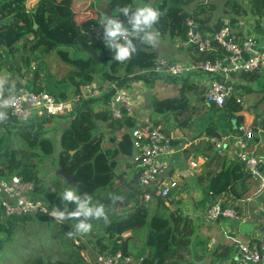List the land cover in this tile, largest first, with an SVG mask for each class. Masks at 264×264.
Listing matches in <instances>:
<instances>
[{
	"label": "trees",
	"instance_id": "16d2710c",
	"mask_svg": "<svg viewBox=\"0 0 264 264\" xmlns=\"http://www.w3.org/2000/svg\"><path fill=\"white\" fill-rule=\"evenodd\" d=\"M134 1L106 0L109 15L117 14L121 20L125 19L118 12L125 7L131 10ZM147 1L161 12L160 19L154 26L160 39L185 41L187 18L196 22L200 30L210 28V32H214L220 28L219 20L213 26L205 27L209 17L205 19L199 16L203 12L213 11L215 7L212 4L201 6L203 4L195 3L196 13L189 14L184 7L195 0H143ZM6 4L14 5L19 11L7 14L4 11ZM24 7V0H0V105L3 100L10 98L6 89L14 75L25 76L26 89L32 92L46 91L58 99L74 95L78 93L80 86L93 82L98 84V91L103 92L91 101L80 100L72 113L56 117L66 120L68 124L57 138V150H54V143L43 136L41 128V124L52 117H33L22 123L14 122L8 117L0 125V176L16 174L23 181L33 183L34 194L40 196L50 211L54 207L65 208L60 195L68 186H75V190L80 193H88L93 204L103 205L104 215L89 218L91 228L83 233L93 238L92 241L101 255L119 251L124 256H145L142 264H198L205 260L208 256L204 248L205 242L194 240L196 226L187 215L177 209L170 210L169 205L166 206L159 200L152 201L151 204L155 208L149 210L141 200L136 174L131 181H126L122 172L117 173L118 156L132 154L128 132L136 125L134 117L114 120L108 112L99 107L107 102L113 92V89H104H108L111 83L131 94L129 85L138 81L154 80L150 73L142 71L152 68L157 59V52L151 44L140 42L139 49L130 58L116 61L112 59V51L106 47V40L102 39V27L97 22L87 21L76 25L70 0H40L31 11ZM249 8L253 15L264 19V0H251ZM222 12L228 16L247 13L235 0H226ZM19 23L27 28L26 32L17 30ZM12 30H15L14 33H10ZM27 33H33L31 40L24 37ZM40 41H44L45 45L37 43ZM62 46L74 47L80 51L93 50L97 59L89 57V66L83 70L59 60L68 70L57 80L50 72L52 63L56 61L52 59L51 50ZM196 55L193 59L203 58L202 55ZM244 78L253 81L257 75L249 73L245 74ZM170 79L179 83L177 96L152 103L153 114L166 116L167 128L161 130L165 134H168L172 122L181 124L182 120L178 121L181 117L191 119V107L185 92L195 89L185 78ZM234 87L236 88V85ZM199 90L202 97L203 89ZM263 101L264 97H261L258 103L254 104L256 108L260 107L261 119H264V104L261 105ZM238 110L239 107L230 98L223 106L224 118L231 121L232 114ZM186 115L187 117H184ZM213 127L210 124L205 128V137L212 136ZM212 145L208 143L205 148L210 159L215 158L214 154H209ZM54 154L55 162L52 161ZM45 162L48 163L49 172L61 169L73 177L74 184H67L60 176L55 179H52V176L45 182L44 178L39 176L42 173L41 168L46 166ZM248 179L242 164L225 157L221 169L209 174L205 185L200 189L201 201L210 199L212 202L221 193L233 191L236 183L241 186ZM176 194L170 195V204H180V201H175ZM72 207L75 206L69 203L67 210L71 211ZM77 219L72 217L57 221L45 215L35 218L0 215V264H51L38 257V252L32 248L31 239L38 235V232L30 234L25 230L30 221L40 222L42 226L38 228L50 221L55 225L57 231L52 236V241L61 252L63 264H97V255H89L84 242L83 246H76L74 243L76 238L78 239V231L75 229ZM157 227L163 229L161 234H156ZM23 235L27 247L17 245L16 240ZM139 237L143 242L138 248V254L134 256L130 253L133 251V245L137 247L135 238ZM11 247L13 251L9 252ZM82 247L86 250V257L80 255L79 249ZM210 256V264H238L232 249H222L213 255L214 257Z\"/></svg>",
	"mask_w": 264,
	"mask_h": 264
},
{
	"label": "crops",
	"instance_id": "0c3cea01",
	"mask_svg": "<svg viewBox=\"0 0 264 264\" xmlns=\"http://www.w3.org/2000/svg\"><path fill=\"white\" fill-rule=\"evenodd\" d=\"M38 1L40 0H30L24 8L27 10L31 6L34 7ZM70 1L71 10L74 15L73 19L76 25H81L87 21L99 23L102 15L106 13L109 14L106 7V0ZM225 1L226 0H209L208 3H204L202 0H195L192 4L185 6L184 9L189 14H192V12L196 13L194 6L195 3H198L199 5L203 4L201 6L208 4L214 5L215 8L213 11L203 12L199 15L201 18L205 19L209 17V21L205 24V27L213 26L216 22H218V20L220 22V20L224 17L229 18L231 24L237 22L239 25V23H242L244 31L250 32L253 36H255L257 42L262 44L260 48L264 49V19H259L256 15L251 13L249 8L251 0H235L247 13L243 15L231 14L229 16L222 12V6ZM145 3L150 4L148 1L143 2V0H135L131 10H134L137 6ZM4 9V11L10 15L19 11L17 7L11 4H6ZM186 20L191 21L194 31L210 32V28L209 30H200L197 27L196 22H194L191 18H187ZM22 26L23 24L19 23L17 30L22 29L23 32H26L27 28ZM15 30H12L10 33H14ZM24 37L31 40L33 38V33H27ZM37 43L45 45L44 41ZM151 47H153V49L157 52V58L163 60H176V58L177 60H195L193 58L197 57L193 50L190 51L189 49H185L183 47V41L173 42L171 39L157 38L155 43L151 44ZM51 51L52 59L62 60L64 63L75 66L78 70H83L89 66L90 56L86 51H80L74 47L64 46L55 48ZM54 64H56V61ZM67 70H65L64 73ZM263 73H257V79L258 76ZM247 74L249 73H246V75ZM244 75L245 74H240L233 78L236 90H239L243 95L241 98V104L236 103L234 98H231L234 104L239 107V110L232 114L233 117L231 121H227L224 118L223 106L226 103L220 108L204 103L199 90L200 86L187 80L188 84L195 87L194 90L185 92L189 105L192 108V110L190 108L191 119L181 117L182 119H178L179 122L182 120L181 124L177 121L172 122V125L169 126L170 129L168 134H166L171 137L172 146L175 149V153L170 159V168L168 172L169 175L174 176L179 183L178 188L172 194L177 193L175 197L176 199L179 195L184 196L185 192L192 189L197 190V192L194 191V195L197 197V199H195L196 201L193 200L184 206L186 208H190L191 214L187 217L192 221V224L196 226L194 240H202L205 242L204 248L208 256H213L222 249H232V237L249 240L258 249H260L264 244V188L260 190L258 182L249 177L242 162L238 161V163L242 164L244 173L249 177L248 180L244 181L241 186H239V183H236L233 187V191L231 190L230 193H221L216 196L212 202L210 199L201 201L202 196L200 189L205 185L208 175L216 173L221 169L225 157L230 159L232 162L236 161L232 156V151L233 148L235 149L234 142L238 139H243V132L239 129L240 127L250 129L253 133V138L248 140L245 148L243 149L245 153L264 161V131H262L258 125V121L261 119L259 115H261L262 112L260 107L256 108L254 106V104L256 105L258 103L261 97H264V93L262 92L264 91V87H261V85H264V78L261 76L260 85L257 79L249 81L244 78ZM201 76L202 75L198 76V79L194 80L203 85L208 78L206 76ZM256 84L260 87V89ZM129 88L132 105L134 107V120H147L152 125L158 126L161 130H166V116L164 114H153L152 103L156 100L176 97L178 94L179 83L170 78H165L149 82L138 81L135 84L129 85ZM255 89L259 90L256 91ZM4 109V104L2 103L0 105V110ZM200 109H204L203 113H205L206 109L211 110V118H206L203 123L198 122V117L201 116L200 113L198 114ZM192 111L194 112L192 113ZM184 117H187V115ZM154 122L159 124L155 125ZM210 124L215 127H213V134L216 133L220 136V139L216 140L223 142L224 151L221 155L216 153L214 146L210 142V139L213 137H205L204 135L205 128ZM1 135L2 133L0 131V136ZM208 143L212 145V151L209 154L215 155V158L213 159H210L208 154H206L208 152L205 151ZM117 159V173L122 172L124 179L126 181H131L135 172L132 167L133 165L130 164V156H118ZM191 161L197 163V168L192 169L190 167L189 163ZM33 195L37 197L34 193ZM38 198L41 199L40 196ZM216 202L219 203L221 207L231 208L236 211L239 216V220L229 221L223 218H218L214 222H205L203 218L205 208ZM87 242H89L88 237L86 238L84 244L87 249L89 248V252L93 255H100V252L94 245V241L90 243L91 247L87 245ZM209 248H212L210 252L208 251ZM232 251L235 261H237L238 264H246L243 263L240 258H236L238 255L236 251L233 249ZM130 254L133 255L134 251ZM211 258L212 257H210V259Z\"/></svg>",
	"mask_w": 264,
	"mask_h": 264
},
{
	"label": "built area",
	"instance_id": "2783aa9c",
	"mask_svg": "<svg viewBox=\"0 0 264 264\" xmlns=\"http://www.w3.org/2000/svg\"><path fill=\"white\" fill-rule=\"evenodd\" d=\"M30 0H24L26 5ZM208 3L209 0H202ZM29 7L27 11H31ZM239 22V21H238ZM187 39L183 41L185 49L192 48L196 54L202 55L199 60H163L155 59L152 68L142 73H150L154 80L170 77L185 78L201 87L198 76L208 78L201 87L204 103L215 107H222L229 98H234L238 104L242 103V93L234 87L233 78L240 74L259 73L264 70V49L257 42L255 36L244 31L242 23L231 24L229 18L220 20V28L214 32L194 31L192 23L185 21ZM262 43V42H261ZM199 87V89H200ZM113 92L105 104H100L102 111L110 114L114 120L133 117L134 107L131 96L126 89H119L114 83L108 87ZM10 103L4 105L6 114L0 117L2 125L8 117L14 122L22 123L33 117H60L73 112L80 100L97 98L95 83L79 87L78 93L64 99H58L46 91L32 92L23 86L11 83L9 86ZM107 91V90H106ZM136 125L128 132L132 154V164L136 174V183L141 191V200L149 205L154 200L163 201L168 206L170 195L178 188V181L169 175L170 159L175 153L171 137L164 134L158 126L152 125L147 120L135 121ZM243 139L234 142L232 156L236 161L244 164L250 178L256 180L260 190L264 188V161L248 155L243 150L248 140L253 138L250 129L240 127ZM218 155L223 150V142L214 138L210 139ZM192 169L197 168V163H189ZM34 184L26 182L20 176L12 174L0 177V212L2 217L49 216L50 209L43 200L33 195ZM53 218V217H51ZM205 222H214L218 218L229 221H238L239 216L231 208L221 207L213 203L204 210ZM55 219V218H53ZM79 241V240H78ZM78 246L77 240L74 241ZM231 247L240 255L246 264H264V244L258 249L249 240L239 237L231 238ZM145 256L139 258L124 256L119 251L114 254L97 255V264H142Z\"/></svg>",
	"mask_w": 264,
	"mask_h": 264
},
{
	"label": "clouds",
	"instance_id": "9594fccd",
	"mask_svg": "<svg viewBox=\"0 0 264 264\" xmlns=\"http://www.w3.org/2000/svg\"><path fill=\"white\" fill-rule=\"evenodd\" d=\"M125 19L121 20L116 15H102L99 25L102 27V39L106 40V47L112 51V59L125 61L137 51L136 45L140 42L153 44L159 36L154 26L158 23L161 12L150 4H142L134 10L125 7L119 10ZM4 105L10 103V98L2 101ZM6 116L0 112V117ZM60 200L65 208L54 207L49 215L57 221L66 218H78L75 229L78 232H87L91 228L89 218L104 215L101 204H93L92 197L88 193H80L75 186L66 187L60 195ZM74 205L71 211L67 210L68 204Z\"/></svg>",
	"mask_w": 264,
	"mask_h": 264
},
{
	"label": "rangeland",
	"instance_id": "374dc122",
	"mask_svg": "<svg viewBox=\"0 0 264 264\" xmlns=\"http://www.w3.org/2000/svg\"><path fill=\"white\" fill-rule=\"evenodd\" d=\"M65 70H67V67H65L58 59H56V64L53 63L51 65V71L50 72L53 75V77H55L57 80H59L66 73V72L64 73ZM30 72H32V66H31ZM260 72L263 73V71H260ZM260 72H259V74H260ZM4 74H6V72H4ZM261 76L264 78V73L259 75L258 79L256 78L260 85H261ZM25 82H26L25 76L17 77L14 75V77H12V79H11L10 84L15 83L16 86H23L24 87ZM93 83H95V82H93ZM10 84L8 85V88L6 89L7 95L10 93V91H9ZM95 84H96L97 97H98L100 95V93L103 91L99 92L98 87H97L98 84L97 83H95ZM261 87H264V85L263 86L261 85ZM104 89L107 91L109 90L107 88H104ZM259 89H260V87H259ZM259 89H255V90L257 91ZM262 92L264 93V91H262ZM256 93H259V92H256ZM70 96H71V94L68 97H70ZM263 104H264V101L261 105H263ZM203 112H204V109H200V111L198 112V114L199 113L201 114V116L198 117V120H199L198 122H200V123H203L206 118L210 119L212 116L210 114L211 110L206 109L205 113H203ZM65 121L66 120H61V119H58L56 117H52V118H50L49 121H46L43 124H41V128L43 129V132H44L43 136L49 138L54 143V145H55L54 150H57V148H58L57 138H58L61 130L68 125L67 122H65ZM176 135H178V134H176ZM14 148H15V144H14ZM55 156L56 155L54 154L52 157V161H54V162H55V158H54ZM45 165H46L45 168L40 167L42 169V170L40 169L42 173L39 174V176L44 178L45 182H48L52 178V176H53L52 179H55L56 175H55V171L49 172V170L47 169L48 163L45 162ZM48 176H50V177H48ZM0 177H4V176H0ZM6 177H8V176H6ZM194 191L197 192L196 189H192L188 192H185L184 196L179 195L175 200V201H180V204H177V205L172 204V203L170 204L169 203L170 199H169V201H168L169 209L172 211L177 209V210L181 211V213H183L184 215L189 216L191 214V210L188 207L186 208L184 205H186L187 203H190L193 200L197 199V197L194 195ZM181 192H184V191H181ZM146 206L148 207L149 210H151V209L154 210V208H155V206L153 204L146 205ZM150 213L152 214L153 211H150ZM38 226H42V224H40V222L32 223L30 221L29 224L25 228V230H27L28 233L30 232V234H32L34 231L38 232V235H34L31 239V242L33 243L32 248L34 249V251L38 252V257L42 258L43 260H47L51 264H63L62 263L63 258L61 256V252L56 247V244H54V242L52 241V236L57 231L55 225L50 221V222H45V224H44L45 227L43 226V227L38 228ZM37 228H38V230H37ZM155 230H156L157 235L161 234L163 232V229L161 227H159V228L157 227ZM77 237H78V239L76 238V240L78 242V246L79 245L83 246V242H85L86 238L89 236L84 235L83 232H77ZM24 238H25V235L18 238L16 240L17 245L20 244V246L27 247L26 242L23 241ZM92 239L93 238L89 237V242H87L88 246H90V243L93 242ZM141 239H142L141 237L135 238V242L137 243V247H135L133 245V251H134L133 255L138 254V251L140 250V249L138 250V248L141 247V244L143 242V239L142 240ZM92 247H93V245H92ZM211 249L212 248H209L208 251L210 252ZM8 250H9V252L13 251V248L11 247ZM88 250H89V248L87 249V253H88ZM79 252H80V255H83L84 257H86V253H85L86 250L83 247L79 249ZM88 254L91 255L92 253L89 252ZM210 257L211 256L209 255L205 260L200 261L198 264H210ZM95 261H96V258H95Z\"/></svg>",
	"mask_w": 264,
	"mask_h": 264
},
{
	"label": "water",
	"instance_id": "95a60500",
	"mask_svg": "<svg viewBox=\"0 0 264 264\" xmlns=\"http://www.w3.org/2000/svg\"><path fill=\"white\" fill-rule=\"evenodd\" d=\"M136 47H137V49H139V45H136ZM86 52L93 59H97V57H96V55H95V53H94L93 50H86ZM258 125L260 126V129L262 131H264V119H260L258 121ZM212 137L215 138V139H220L219 134H216V133L213 134ZM55 175L62 177L66 181L67 184H74L73 177L71 175L65 174L61 169H57L55 171ZM236 258L239 259L240 258V255L238 254Z\"/></svg>",
	"mask_w": 264,
	"mask_h": 264
}]
</instances>
